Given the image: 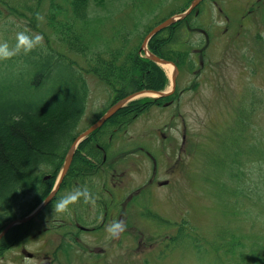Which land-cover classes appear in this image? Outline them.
I'll return each mask as SVG.
<instances>
[{"label": "rangeland", "instance_id": "1", "mask_svg": "<svg viewBox=\"0 0 264 264\" xmlns=\"http://www.w3.org/2000/svg\"><path fill=\"white\" fill-rule=\"evenodd\" d=\"M189 1L108 0L105 6H96L93 2L92 40L102 49L123 46L127 40L134 48H141L143 38L153 27L186 9ZM255 7L262 9L252 10ZM196 12L200 15L194 25L183 28L180 37L189 49L188 61L193 60L194 65L192 69L180 70L174 101L169 106L155 107L141 114L123 130H115L113 126L107 129L114 141L110 150L113 161L116 154L129 152L123 161L116 162L117 178H114V182L117 180L114 194L118 205L112 222L123 221L125 231L116 238H109L105 229L86 233L82 240L86 250L81 249L77 258L72 256L62 264L230 263L229 236L238 228H242L240 232L244 231L251 217L249 212L241 209L242 204L234 205L227 196H217L216 185L229 177L222 166L212 169L210 159L223 158H217L214 153L220 151V144L227 134L230 135L224 131H231L234 126L231 115L236 106L243 116H249L246 106L255 97L257 101L263 98L264 103V40L262 44L257 43L258 34H264V0H207ZM40 22V26H44V21ZM27 24L22 20L0 21V40L14 46L18 31L27 29L29 34L32 33ZM43 43H46L45 38ZM51 45L57 47L55 41ZM141 56L145 54L142 52ZM74 57L81 67L84 60L81 56ZM155 64L168 77L164 90L171 89L173 71L168 73L163 65ZM85 77L89 98L77 129L79 133L90 127L113 102L106 84L92 74ZM143 98L148 97L144 95L138 100ZM256 109L253 121L259 137L261 128H264V106L258 103ZM250 115H253L251 110ZM220 128L222 135L217 139L216 147L207 149L209 138ZM145 147L152 153L156 164L142 152L147 150ZM203 148L206 150L201 152ZM248 158L243 166V178L250 182L252 172L253 178L259 181V177L263 178L264 167L258 166L257 154L252 152ZM61 167L57 171L42 167L39 174L44 180L47 175H58ZM107 177L100 176L99 181L103 180V184L109 187L113 180L111 176ZM210 178L214 179L212 186L215 188L206 181ZM70 181L69 189L60 196L81 186L78 180H67ZM55 182L54 178L52 186ZM45 184L51 186V181ZM137 190H140L139 195L130 202L128 209L123 208L125 200ZM80 204L81 200L70 206V211L80 212ZM21 206L17 209L18 216L23 213L24 207ZM254 212L253 217L258 215L259 209L254 207ZM9 214L0 208V226L9 222ZM64 217L55 214L58 222ZM39 221V218L35 220L36 224ZM52 246L53 243L48 244L42 236L27 244L31 252L38 253V260L23 261L12 250L0 259V264H40V258L51 252Z\"/></svg>", "mask_w": 264, "mask_h": 264}, {"label": "trees", "instance_id": "2", "mask_svg": "<svg viewBox=\"0 0 264 264\" xmlns=\"http://www.w3.org/2000/svg\"><path fill=\"white\" fill-rule=\"evenodd\" d=\"M107 1L0 0V21H26L32 33H41L46 40L28 54L22 53L0 62V208L9 211L7 219L17 216L14 207L22 197L31 194L40 196L31 203L27 202V211H31L50 193L52 182L51 186L46 185L47 181L41 178L39 170L42 167L59 170L79 133L77 129L89 98L86 74L96 76L109 87L112 104L143 89L162 91L167 87L168 77L163 69L151 59L141 56L140 48L130 45V40L114 49H102L92 40L94 34L91 27L95 17H92V3L105 6ZM37 13L44 17V26L37 21ZM193 13L157 33L149 42V49L154 54L173 61L179 70L185 67L192 69L194 65L193 60L188 61L189 49L180 40L183 28L191 27L197 19L196 14L192 16ZM53 41L57 47L51 45ZM74 56H81L84 60L81 67ZM171 98L173 96L132 101L111 117L101 131L112 126L124 129L139 115ZM258 99L260 101L255 97L246 106L249 116H243L239 106H236L231 115L234 126L231 131H224L230 135L227 134L220 144V151L215 150L214 153L217 158H223L210 159L212 169L222 166L229 177L216 185L217 196H227L234 205L242 204L241 209L249 212L251 217V221H247L245 215L248 227L245 226L244 231L240 232L242 228L237 227L236 232L232 228L229 264H264V174L259 181L253 178L252 172L250 182L243 178V166L252 152L258 155V166L264 167V128H261L258 137L253 121L256 104L264 106L263 98ZM220 131L221 128L209 138L207 149L216 147L217 139L222 135ZM83 145L85 143L76 152L68 180L81 172ZM67 178L47 210L62 197L61 192L69 189ZM206 181L211 186L214 183L211 178ZM254 207L259 212L253 217ZM3 227L0 226V230ZM14 231L10 232L11 235Z\"/></svg>", "mask_w": 264, "mask_h": 264}, {"label": "flooded vegetation", "instance_id": "3", "mask_svg": "<svg viewBox=\"0 0 264 264\" xmlns=\"http://www.w3.org/2000/svg\"><path fill=\"white\" fill-rule=\"evenodd\" d=\"M261 9L262 8L259 7L258 10V8L255 7L252 10L260 11ZM257 39V43L262 44V40H264V34H258ZM176 94L177 92L175 91L174 94L171 95L173 96V98L163 102L161 106H169L170 103L174 101L173 99L174 97H176ZM157 107H160V103L157 104ZM105 124L101 128L92 132L91 135L81 143H85V145H83L85 147L83 148L82 146L81 148L80 155L81 172L71 178L74 181L78 180L81 183V186L79 187H83L86 185L89 188V190L94 194L95 203L86 204L81 199L80 212L77 211V213H72L73 211L71 209V211H69L67 214H63V216L65 217L61 222H58L59 220L55 218L53 210H47V208L49 207L47 206L35 219L30 220L25 224L14 226L9 232L1 237L0 259L4 258L6 253L13 250L21 256V259L23 261L38 260V253H36L35 251L31 252L27 248V244L29 242H32V240L41 238L43 236L47 243H53V246L51 252L49 251L42 255V258H40L42 260H39L40 264H42L43 260L45 261L44 264H62V261L65 262L72 256H76L77 258V256L81 254V249L86 250L87 247L82 241L83 236L86 233L93 234V232H96L97 230H103L105 229L106 225L110 224L113 221L112 218L115 216L114 209H116L118 205L116 195L114 194V190L117 188V180L114 182V178H117L116 162L123 161V158H126V156L129 155V152L116 154V160L113 161V157L110 155V150L114 147V141L112 135H109V131L107 130L110 127L101 131L104 128ZM115 130L118 129L115 128ZM182 138L183 142L185 143V132ZM145 149L147 150H144L142 152L146 154V156L150 160H152L154 164H156L152 153L148 150V148L145 147ZM155 174L156 168L154 169V175ZM67 175L65 176L63 185L65 184L64 182L66 181ZM100 176H111L113 180L111 186L109 185V187H107L103 184V180L99 181ZM57 177L58 175L55 176V174L53 176L47 175L44 180L52 182L54 178L56 181ZM152 181L153 179L150 180V183ZM69 183L71 185L72 182ZM53 187L54 186H52V189ZM139 193L140 190L131 193L130 196L125 200V203H123L122 207H129L128 205L130 204V202L136 196H138ZM29 197L31 198L30 202H33L34 199H38L40 196L31 194ZM56 198L57 197H55V199ZM101 217H103L102 221H100ZM38 218L40 221L38 222V224H36L35 220H37ZM13 229H15V231L14 234L11 235L10 232ZM2 250L4 252L3 254H1ZM98 251H102V249H98Z\"/></svg>", "mask_w": 264, "mask_h": 264}, {"label": "water", "instance_id": "4", "mask_svg": "<svg viewBox=\"0 0 264 264\" xmlns=\"http://www.w3.org/2000/svg\"><path fill=\"white\" fill-rule=\"evenodd\" d=\"M203 0H193L190 4V6L183 12L178 13L176 15H173L171 17H169L168 19L164 20L163 22H161L160 24H158L157 26H155L144 38L143 43H142V47L141 49L146 53V56L151 59L154 62H157L160 65H164V64H168L170 63L171 65H173V67L175 68V73L172 76V88L168 91H139V92H135L132 93L130 95H128L127 97L121 99L120 101H118L116 104H114L97 122H95L89 129H87L85 132L81 133L80 135H78V137L74 140L71 148L69 149V151L67 152V155L65 157L64 160V164L63 167L60 171V175L58 177V180L53 188V190L50 192V194L44 199V201L28 216L21 218V219H15L13 221H11L9 224L6 225V227L3 229V231L0 233V239L1 237L6 234L11 228H13L16 225L19 224H23L28 222L30 219L34 218L43 208H45L54 198V196L56 195V193L58 192L63 179L65 178L66 174L69 171V168L72 164L73 161V157L75 154V151L77 149V147L80 145V143L87 138L92 132H94L95 130H97L98 128H100L108 119H110L116 112H118V110H120L121 108L125 107L128 103H130L131 101H134L138 98H140L141 96H156V97H166L169 96L173 90H175L176 88V78L177 75L179 73V70L177 68V66L166 59H163L157 55H155L154 53H152L149 50V42L150 40L160 31H162L163 29L175 24L176 22L185 19Z\"/></svg>", "mask_w": 264, "mask_h": 264}, {"label": "clouds", "instance_id": "5", "mask_svg": "<svg viewBox=\"0 0 264 264\" xmlns=\"http://www.w3.org/2000/svg\"><path fill=\"white\" fill-rule=\"evenodd\" d=\"M37 21H42L44 17L37 13ZM14 22V21H13ZM44 37L41 33H31L27 29L18 31L15 36L14 46H10L6 40H0V61L9 60L21 53L28 54L37 46L42 45ZM83 200L84 203L94 204V194L85 185L77 187L68 194L59 198L54 205L53 214H67L70 211V206L76 204L78 201ZM125 224L123 221H114L105 226V231L108 233L109 238H116L120 233L125 231Z\"/></svg>", "mask_w": 264, "mask_h": 264}, {"label": "bare ground", "instance_id": "6", "mask_svg": "<svg viewBox=\"0 0 264 264\" xmlns=\"http://www.w3.org/2000/svg\"><path fill=\"white\" fill-rule=\"evenodd\" d=\"M163 67L165 68V70H167V72H171V71H174L173 69V65H171L170 63L168 64H164ZM173 73V72H172Z\"/></svg>", "mask_w": 264, "mask_h": 264}]
</instances>
